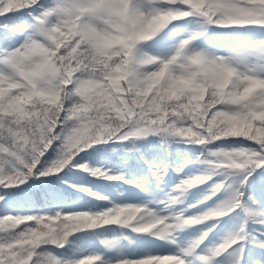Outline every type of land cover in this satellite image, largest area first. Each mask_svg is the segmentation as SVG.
<instances>
[{
    "label": "snow or ice",
    "instance_id": "6c2138e0",
    "mask_svg": "<svg viewBox=\"0 0 264 264\" xmlns=\"http://www.w3.org/2000/svg\"><path fill=\"white\" fill-rule=\"evenodd\" d=\"M0 264H264V0H0Z\"/></svg>",
    "mask_w": 264,
    "mask_h": 264
},
{
    "label": "trees",
    "instance_id": "16d2710c",
    "mask_svg": "<svg viewBox=\"0 0 264 264\" xmlns=\"http://www.w3.org/2000/svg\"><path fill=\"white\" fill-rule=\"evenodd\" d=\"M82 155H83V154H82ZM89 163H91V161H89ZM95 166L99 167L100 165H99V164H97V165H95Z\"/></svg>",
    "mask_w": 264,
    "mask_h": 264
}]
</instances>
